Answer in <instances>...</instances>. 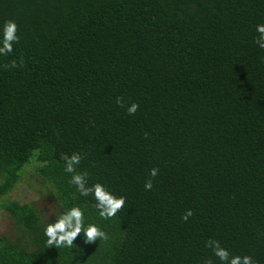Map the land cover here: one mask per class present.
<instances>
[{
  "label": "trees",
  "instance_id": "trees-1",
  "mask_svg": "<svg viewBox=\"0 0 264 264\" xmlns=\"http://www.w3.org/2000/svg\"><path fill=\"white\" fill-rule=\"evenodd\" d=\"M6 20L19 40L0 56V264H220L209 239L264 264V0H0ZM73 152L89 184L125 197L114 217L70 184ZM27 165L47 214L7 199ZM61 203L108 239L48 247Z\"/></svg>",
  "mask_w": 264,
  "mask_h": 264
},
{
  "label": "clouds",
  "instance_id": "clouds-1",
  "mask_svg": "<svg viewBox=\"0 0 264 264\" xmlns=\"http://www.w3.org/2000/svg\"><path fill=\"white\" fill-rule=\"evenodd\" d=\"M255 32L258 34L254 38L256 45L264 49V23L255 25ZM19 37L17 35V25L14 20H6L0 24V56L10 54L13 51V44L17 43ZM11 67H16V62L13 61ZM117 103L121 101L117 99ZM138 108V104L131 103L126 111L128 114H134ZM82 156L79 152H73L70 156L64 158V171L70 175V184L74 185L75 190L81 196H90L95 201L94 207L98 210V215L101 218H112L117 212L124 207L125 197L112 193L105 185L99 181L92 184L88 183V172L78 171L77 166L80 164ZM158 169L152 168L149 170V176L155 177ZM145 190L152 189V180L147 179L144 183ZM60 211L53 214L54 221L47 222L43 225V234L46 237V245L54 248H71L75 238L83 233L84 243L90 244L96 240H107V234L98 227L95 223H85L84 212L79 205L73 204L70 207H64L60 204ZM192 215V211L187 210L181 217L187 220ZM206 247L212 249L213 255L218 258L220 264H253V261L248 255H230L227 248L221 247L217 240L209 239L206 242ZM204 264H211L210 260H205Z\"/></svg>",
  "mask_w": 264,
  "mask_h": 264
},
{
  "label": "rangeland",
  "instance_id": "rangeland-1",
  "mask_svg": "<svg viewBox=\"0 0 264 264\" xmlns=\"http://www.w3.org/2000/svg\"><path fill=\"white\" fill-rule=\"evenodd\" d=\"M47 196V186L41 185L40 178L35 174L34 167L27 165L22 173L20 182L7 197L19 203L33 202L43 214L51 208V200ZM7 212L0 210V230L6 225Z\"/></svg>",
  "mask_w": 264,
  "mask_h": 264
}]
</instances>
